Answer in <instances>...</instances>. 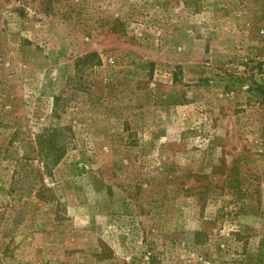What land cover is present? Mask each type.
Returning a JSON list of instances; mask_svg holds the SVG:
<instances>
[{
  "label": "rangeland",
  "instance_id": "obj_1",
  "mask_svg": "<svg viewBox=\"0 0 264 264\" xmlns=\"http://www.w3.org/2000/svg\"><path fill=\"white\" fill-rule=\"evenodd\" d=\"M261 240L264 0H0V264H264Z\"/></svg>",
  "mask_w": 264,
  "mask_h": 264
},
{
  "label": "trees",
  "instance_id": "obj_2",
  "mask_svg": "<svg viewBox=\"0 0 264 264\" xmlns=\"http://www.w3.org/2000/svg\"><path fill=\"white\" fill-rule=\"evenodd\" d=\"M80 60L84 61L85 59H80ZM263 245H264V240H261L260 247L262 248Z\"/></svg>",
  "mask_w": 264,
  "mask_h": 264
}]
</instances>
